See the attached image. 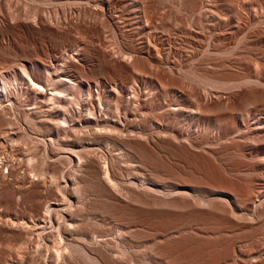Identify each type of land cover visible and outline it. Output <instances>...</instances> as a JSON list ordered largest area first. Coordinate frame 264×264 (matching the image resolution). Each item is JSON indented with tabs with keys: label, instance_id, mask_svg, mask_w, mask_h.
Here are the masks:
<instances>
[{
	"label": "rangeland",
	"instance_id": "1",
	"mask_svg": "<svg viewBox=\"0 0 264 264\" xmlns=\"http://www.w3.org/2000/svg\"><path fill=\"white\" fill-rule=\"evenodd\" d=\"M31 263L264 264V0H0V264Z\"/></svg>",
	"mask_w": 264,
	"mask_h": 264
},
{
	"label": "bare ground",
	"instance_id": "2",
	"mask_svg": "<svg viewBox=\"0 0 264 264\" xmlns=\"http://www.w3.org/2000/svg\"><path fill=\"white\" fill-rule=\"evenodd\" d=\"M71 81H72V80H71ZM32 82H33V84L36 86L37 89H39V90H43V89H44V86H43L41 83H38V82H36V81H32ZM33 223H34V222H33ZM70 224H71V223H70ZM76 224H77V223H76ZM79 224H80V223H79ZM30 225H31V224H30ZM71 225H72V224H71ZM43 226H44V225H43ZM73 226H74V225H73ZM82 226H83V225H82ZM41 227H42V226H41ZM70 227H71V226H70ZM76 227H79V228H80V226H77V225H76ZM42 228H43V227H42ZM73 228H74V227H73ZM81 230H82V229H81ZM69 231H70V229H69ZM31 232H32V231H31ZM31 232H30V233H31ZM41 232H42V231H41ZM57 232H59V231H57ZM79 232H80V231H79ZM81 232H82V231H81ZM43 233H44V232H43ZM94 233H95V232H94ZM50 234H52V232H51ZM53 234H54V233H53ZM69 234H70V233H69ZM84 234H85V233H84ZM74 235H75V234H74ZM27 236H28V235H27ZM29 236H30V235H29ZM56 236H59V235H56ZM75 236H76V235H75ZM80 236H81V235H80ZM54 237H55V236H54ZM82 237H84V236H82ZM56 238H57V237H56ZM77 238H78V237H77ZM77 238H76V240H78ZM50 239H51V238H50ZM53 239H54V238H53ZM91 239H92V238H91ZM28 240H29V239H28ZM35 240H36V239H35ZM85 240H86V239H85ZM3 241H4V240H3ZM29 241H30V240H29ZM38 241H39V239H38ZM15 242H16V241H15ZM22 242H23V241H22ZM44 242H45V241H44ZM53 242L55 243L56 241H53ZM77 242H78V241H77ZM91 242H92V241H91ZM38 243H39V242H38ZM42 243H43V242H42ZM69 243H70V242H69ZM11 244H12V243H11ZM23 244H24V243H23ZM32 244H33V243H32ZM65 244H66V243H65ZM71 244H72V243H71ZM7 245H8V244H7ZM20 245H21V243H20ZM33 245L35 246V244H33ZM33 245H32V246H33ZM47 245H48V244H47ZM49 245H50V244H49ZM59 245H60V244H59ZM34 246H33V247H34ZM41 246H42V245H41ZM19 247H20V246H19ZM23 247H24V246L22 245V248H23ZM28 247H29V246H28ZM38 247H39V245L37 244V248H38ZM64 247H65V246H64ZM64 247H63V248H64ZM90 247H91V246H90ZM93 247H94V246H93ZM24 248H25V247H24ZM43 248H44V247H43ZM52 248H53V247H52ZM54 248H55V247H54ZM63 248H62V250H63ZM20 249H21V248H20ZM50 249H51V247H50ZM57 249L59 250V248H57ZM57 249H55V250L58 251ZM72 249H74V248H72ZM17 250H18V249H17ZM24 250H25V249H24ZM36 250H37V249H36ZM43 250H44V249H43ZM66 250H67V249H66ZM93 251H94V249H93ZM93 251H92V252H93ZM20 252H21V251H20ZM58 252H59V253H62V252H60V250H59ZM65 252H66V251H65ZM65 252H63V253H65ZM67 252H68V251H67ZM34 253H35V252H34ZM38 253H39V252H38ZM40 253H41V252H40ZM9 254H10V253H9ZM16 254L19 256L18 253H16ZM20 254H21V253H20ZM36 254H37V253H36ZM53 255H54V254H53ZM20 256H21V255H20ZM22 256H24V255H22ZM54 256H55V255H54ZM54 256H53V257H54ZM59 257H60V254H59ZM26 258H27V257H26ZM33 258H34V257H33ZM54 258H55V257H54ZM65 258H66V257H65ZM20 259H21V258H20ZM20 259H19V260H20ZM59 259H60V258H59ZM59 259H58V260H59ZM116 259H117V258H116ZM25 260H26V259H25ZM33 260H34V259H33ZM68 260H69V259H68ZM71 260H72V258H71ZM71 260H70V261H71ZM30 261H31V260H30ZM34 261H35V260H34ZM51 261H53V260L51 259ZM72 261H73V260H72ZM112 261H113V260H112ZM18 262H19V261H18ZM35 262H37V261H35ZM73 262H74V261H73ZM32 263H33V262H32ZM32 263H31V264H32ZM38 264H39V263H38ZM67 264H68V263H67ZM110 264H111V263H110Z\"/></svg>",
	"mask_w": 264,
	"mask_h": 264
}]
</instances>
